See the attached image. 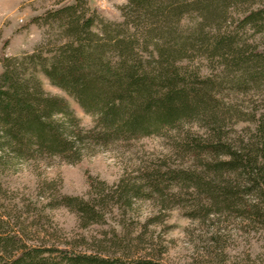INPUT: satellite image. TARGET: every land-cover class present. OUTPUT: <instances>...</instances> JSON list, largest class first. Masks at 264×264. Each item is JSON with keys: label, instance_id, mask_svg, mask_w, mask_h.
Masks as SVG:
<instances>
[{"label": "rangeland", "instance_id": "obj_1", "mask_svg": "<svg viewBox=\"0 0 264 264\" xmlns=\"http://www.w3.org/2000/svg\"><path fill=\"white\" fill-rule=\"evenodd\" d=\"M74 2L0 0V53L12 58L33 53L49 33L57 34L33 19ZM126 4L89 0L112 22H123ZM193 22L194 15L184 21ZM240 44L248 55L252 50L264 54V33L248 27ZM191 65L212 86L211 102L228 143L234 148L249 144L264 116V68L218 57L195 58ZM41 80L47 93L67 100L83 127H94L93 117L72 97L47 78ZM193 140L208 142L203 125L189 123L158 136L94 144L76 163L49 155L20 161L3 154L0 234L17 236L31 248L123 261L264 264V200L236 175L210 171L208 165L217 159L193 148ZM204 183L231 186L235 203L224 206L213 200Z\"/></svg>", "mask_w": 264, "mask_h": 264}, {"label": "trees", "instance_id": "obj_2", "mask_svg": "<svg viewBox=\"0 0 264 264\" xmlns=\"http://www.w3.org/2000/svg\"><path fill=\"white\" fill-rule=\"evenodd\" d=\"M121 13L123 22H112L89 0H75L33 19L57 32L33 53L13 58L0 53V166L3 154L76 163L94 144L199 123L209 140H193L192 147L217 159L209 170L236 175L264 200V116L249 144L231 146L218 126L212 86L191 65L195 58L218 57L264 68V54L248 55L240 44L248 27L264 33V0H127ZM193 15L195 22L186 25ZM42 77L92 116L94 127H83L65 98L47 93ZM206 191L224 206L235 203L231 186L209 185ZM0 264L163 263L31 248L17 236L0 234Z\"/></svg>", "mask_w": 264, "mask_h": 264}]
</instances>
